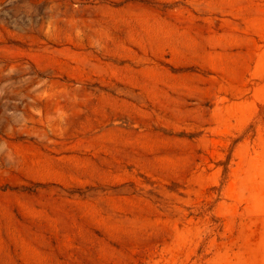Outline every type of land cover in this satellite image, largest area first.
<instances>
[{
	"label": "rangeland",
	"instance_id": "rangeland-1",
	"mask_svg": "<svg viewBox=\"0 0 264 264\" xmlns=\"http://www.w3.org/2000/svg\"><path fill=\"white\" fill-rule=\"evenodd\" d=\"M0 264H264V0H0Z\"/></svg>",
	"mask_w": 264,
	"mask_h": 264
}]
</instances>
